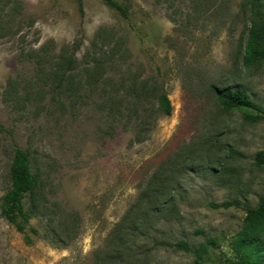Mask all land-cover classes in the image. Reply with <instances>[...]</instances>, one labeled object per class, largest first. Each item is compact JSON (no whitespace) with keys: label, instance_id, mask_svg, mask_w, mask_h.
Here are the masks:
<instances>
[{"label":"rangeland","instance_id":"rangeland-1","mask_svg":"<svg viewBox=\"0 0 264 264\" xmlns=\"http://www.w3.org/2000/svg\"><path fill=\"white\" fill-rule=\"evenodd\" d=\"M118 1L129 20L103 0H83V14L76 0H22L19 29L0 27V203L19 147L62 224L79 226L67 245L26 244L0 216V264L237 258L246 211L264 196V167L255 165L264 151V61L247 68L241 53L251 22H264V0L261 14L244 0ZM69 52L65 76L74 83L58 92L52 72ZM153 85L168 93L172 114L153 103V127L134 143ZM210 85L240 86L260 117L224 111ZM181 242L189 249L173 247Z\"/></svg>","mask_w":264,"mask_h":264},{"label":"trees","instance_id":"trees-1","mask_svg":"<svg viewBox=\"0 0 264 264\" xmlns=\"http://www.w3.org/2000/svg\"><path fill=\"white\" fill-rule=\"evenodd\" d=\"M103 1L108 7L117 11L122 18L129 20V10L125 5L118 0ZM76 3L78 11L83 14V0H76ZM262 7L263 0H244L242 4L244 10L250 8L256 14L262 13ZM23 9L22 0H0V27L5 25L10 30L19 29L21 22L16 20L17 14H22ZM169 14V19L176 23V12ZM73 49V52L77 50L74 47ZM241 53L243 66L247 68L264 61V22H251ZM60 59L64 60L61 55ZM74 59L75 54L69 52L66 63H58L52 72V76L58 82L56 86L58 92L62 89L64 81L67 83V89L71 88L74 83L70 78L71 72L70 77L65 76L66 69L67 71L72 70ZM147 90L149 94L147 93L143 99L149 108L143 117L136 116L135 118L134 127L137 130L132 141L134 143L144 141L146 134L153 127V103H155L156 111L162 116H170L173 110L168 93L163 88L153 85ZM209 90L224 111H244L248 121H255L260 117L258 114L253 115L248 112L250 109L262 112V109L240 86L210 85ZM117 116L122 115L118 112ZM255 165L264 167V151L258 152L255 156ZM156 194L158 193L155 192L154 195ZM229 205L228 203L223 204L224 207H229ZM0 216L23 235L26 244H32L35 239H42L55 246L67 245L79 235L78 224L64 226L61 217L53 212L39 175L33 170L30 153L19 147L15 149L9 168V188L1 198ZM173 247L189 249L184 242L175 244ZM233 247L237 256L236 260L221 264H264V196L259 199L256 207L246 211L244 225Z\"/></svg>","mask_w":264,"mask_h":264}]
</instances>
